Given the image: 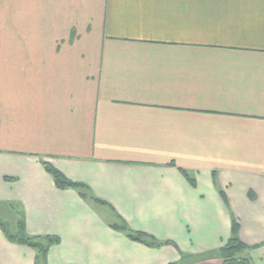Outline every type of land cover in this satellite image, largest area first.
I'll list each match as a JSON object with an SVG mask.
<instances>
[{"label": "crops", "instance_id": "obj_1", "mask_svg": "<svg viewBox=\"0 0 264 264\" xmlns=\"http://www.w3.org/2000/svg\"><path fill=\"white\" fill-rule=\"evenodd\" d=\"M0 220L47 264H222L236 220L264 264V0H0Z\"/></svg>", "mask_w": 264, "mask_h": 264}, {"label": "trees", "instance_id": "obj_2", "mask_svg": "<svg viewBox=\"0 0 264 264\" xmlns=\"http://www.w3.org/2000/svg\"><path fill=\"white\" fill-rule=\"evenodd\" d=\"M44 169L51 175L55 185L59 189L73 188L79 194L87 198V188L85 184L74 182L67 179L61 172L51 166L49 163L42 162ZM184 174L187 176L186 172ZM114 228L125 233L127 237L134 241H138L147 246H160L165 242L155 240L151 236L131 230L126 226L114 225ZM0 228L4 232L8 240L19 244H24L35 250V264H47L46 256L51 245L58 242V238L54 236H29L20 230L18 233H11L4 222L0 220ZM255 246H249L241 241L239 237V224L236 220L232 221L231 232L227 241L217 250V255L222 260V264H251V258L248 252ZM177 264V263H172Z\"/></svg>", "mask_w": 264, "mask_h": 264}]
</instances>
